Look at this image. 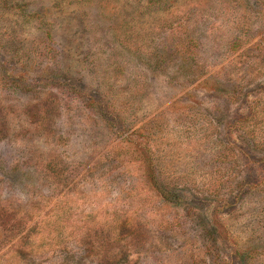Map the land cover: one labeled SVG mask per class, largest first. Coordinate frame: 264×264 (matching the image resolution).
<instances>
[{"label":"rangeland","instance_id":"374dc122","mask_svg":"<svg viewBox=\"0 0 264 264\" xmlns=\"http://www.w3.org/2000/svg\"><path fill=\"white\" fill-rule=\"evenodd\" d=\"M0 264H264V0H0Z\"/></svg>","mask_w":264,"mask_h":264},{"label":"trees","instance_id":"16d2710c","mask_svg":"<svg viewBox=\"0 0 264 264\" xmlns=\"http://www.w3.org/2000/svg\"><path fill=\"white\" fill-rule=\"evenodd\" d=\"M165 192H166V195H167V192H168V191H165ZM166 195H165V196H166ZM168 198H169V197H168ZM18 224H19V227L22 228V226H20V222H19ZM18 229H19V228H18ZM18 229L15 228V232H18V231H19ZM32 229H33V228L29 229V231H27V232L25 233V237L28 236V234L30 233V231H31Z\"/></svg>","mask_w":264,"mask_h":264}]
</instances>
